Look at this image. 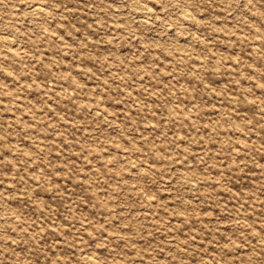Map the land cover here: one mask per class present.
Masks as SVG:
<instances>
[{
  "label": "rangeland",
  "instance_id": "374dc122",
  "mask_svg": "<svg viewBox=\"0 0 264 264\" xmlns=\"http://www.w3.org/2000/svg\"><path fill=\"white\" fill-rule=\"evenodd\" d=\"M0 264H264V0H0Z\"/></svg>",
  "mask_w": 264,
  "mask_h": 264
},
{
  "label": "bare ground",
  "instance_id": "6f19581e",
  "mask_svg": "<svg viewBox=\"0 0 264 264\" xmlns=\"http://www.w3.org/2000/svg\"><path fill=\"white\" fill-rule=\"evenodd\" d=\"M34 9H35V8H34ZM41 11H42V10H41ZM41 11H40V9H35V10H34L35 13H39V14H40ZM32 12H33V11H32Z\"/></svg>",
  "mask_w": 264,
  "mask_h": 264
}]
</instances>
